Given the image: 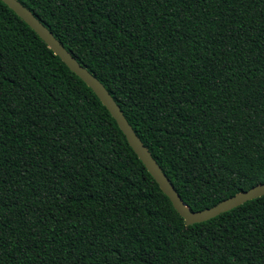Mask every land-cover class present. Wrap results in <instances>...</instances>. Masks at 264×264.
<instances>
[{
  "label": "trees",
  "instance_id": "1",
  "mask_svg": "<svg viewBox=\"0 0 264 264\" xmlns=\"http://www.w3.org/2000/svg\"><path fill=\"white\" fill-rule=\"evenodd\" d=\"M17 1L192 211L264 184V0ZM110 112L0 0V264H264V196L187 225Z\"/></svg>",
  "mask_w": 264,
  "mask_h": 264
},
{
  "label": "water",
  "instance_id": "2",
  "mask_svg": "<svg viewBox=\"0 0 264 264\" xmlns=\"http://www.w3.org/2000/svg\"><path fill=\"white\" fill-rule=\"evenodd\" d=\"M17 16H19L34 32L41 36L49 45V47L57 54L94 93L106 105L112 116L117 121L118 126L125 134L133 151L137 154L139 159L143 161L147 169L154 177L163 193L171 200L174 208L184 218L187 225L202 223L213 219L220 214L228 212L234 207L251 200L264 196V184H256L247 190L240 191L232 197L227 198L215 206L201 211H192L190 207L185 204L176 189L170 182L169 178L163 172L160 165L152 158L146 147L142 144L140 139L133 131L131 125L124 116V112L110 95L108 90L103 86L90 72L84 69L71 56L64 44L50 31L42 22L38 21L36 17L19 1L17 0H2Z\"/></svg>",
  "mask_w": 264,
  "mask_h": 264
}]
</instances>
